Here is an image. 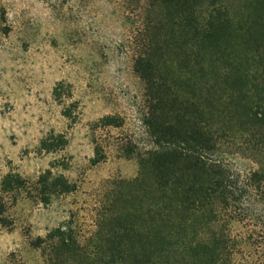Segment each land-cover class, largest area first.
Instances as JSON below:
<instances>
[{
    "label": "trees",
    "instance_id": "1",
    "mask_svg": "<svg viewBox=\"0 0 264 264\" xmlns=\"http://www.w3.org/2000/svg\"><path fill=\"white\" fill-rule=\"evenodd\" d=\"M147 1L135 70L147 87L150 147L138 176L117 181L105 202L101 243L88 248L71 226L58 227L47 237L51 262L235 264L249 246L253 264H264V0ZM236 137L256 157L248 174L220 155ZM23 183L9 173L2 192ZM49 185L76 189L49 170L36 181L45 202ZM6 209L0 193L1 222Z\"/></svg>",
    "mask_w": 264,
    "mask_h": 264
},
{
    "label": "rangeland",
    "instance_id": "2",
    "mask_svg": "<svg viewBox=\"0 0 264 264\" xmlns=\"http://www.w3.org/2000/svg\"><path fill=\"white\" fill-rule=\"evenodd\" d=\"M147 2L0 0V193L7 202L0 264H52L56 248L47 237L58 227L71 226L93 249L116 182L138 176L151 144L146 82L135 70ZM242 141L228 140L220 155L248 174L258 164ZM49 170L76 189L49 185L43 201L36 181ZM9 173L24 183L3 193ZM263 210L259 205L258 215ZM243 250L235 264H253L255 250Z\"/></svg>",
    "mask_w": 264,
    "mask_h": 264
}]
</instances>
